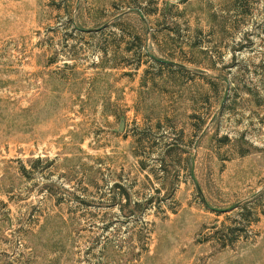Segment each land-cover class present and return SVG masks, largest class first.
<instances>
[{
  "label": "rangeland",
  "instance_id": "rangeland-1",
  "mask_svg": "<svg viewBox=\"0 0 264 264\" xmlns=\"http://www.w3.org/2000/svg\"><path fill=\"white\" fill-rule=\"evenodd\" d=\"M0 264H264V0H0Z\"/></svg>",
  "mask_w": 264,
  "mask_h": 264
},
{
  "label": "trees",
  "instance_id": "trees-1",
  "mask_svg": "<svg viewBox=\"0 0 264 264\" xmlns=\"http://www.w3.org/2000/svg\"><path fill=\"white\" fill-rule=\"evenodd\" d=\"M160 65L163 66V67H165V68H166V67H170V65H168V64H166V63H160ZM225 246H226V245H225Z\"/></svg>",
  "mask_w": 264,
  "mask_h": 264
},
{
  "label": "water",
  "instance_id": "water-1",
  "mask_svg": "<svg viewBox=\"0 0 264 264\" xmlns=\"http://www.w3.org/2000/svg\"><path fill=\"white\" fill-rule=\"evenodd\" d=\"M212 210H214L215 212H218V213L226 212V211H222V210H215V209H212Z\"/></svg>",
  "mask_w": 264,
  "mask_h": 264
}]
</instances>
